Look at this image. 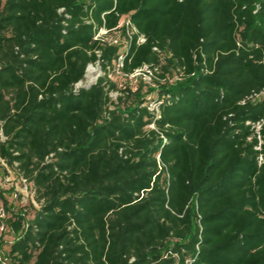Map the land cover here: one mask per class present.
Returning <instances> with one entry per match:
<instances>
[{
  "label": "trees",
  "instance_id": "obj_1",
  "mask_svg": "<svg viewBox=\"0 0 264 264\" xmlns=\"http://www.w3.org/2000/svg\"><path fill=\"white\" fill-rule=\"evenodd\" d=\"M260 119L264 0H0V158L37 203L0 190L9 264H264Z\"/></svg>",
  "mask_w": 264,
  "mask_h": 264
},
{
  "label": "rangeland",
  "instance_id": "obj_2",
  "mask_svg": "<svg viewBox=\"0 0 264 264\" xmlns=\"http://www.w3.org/2000/svg\"><path fill=\"white\" fill-rule=\"evenodd\" d=\"M102 75L99 66L93 64L89 65L86 69V82L92 83ZM110 78L113 80L120 81V75H111ZM129 79V78H128ZM170 82H173L176 78L169 77ZM133 81V80H132ZM144 81V80H142ZM147 82V81H144ZM148 84V82H147ZM150 87L155 85L148 84ZM155 94V91L154 93ZM117 93L110 92L109 96L112 100L115 99ZM150 96V95H148ZM0 190L7 196L9 211H17L20 208L26 206L27 219H30L34 213V208H37V203L33 202V197L30 194V189H25L23 183L20 180L19 175L15 168L10 166H4L0 163ZM9 213H6L8 215ZM6 218V217H5ZM5 222L0 221V264H9V257L7 255L9 246L14 238V234L5 226ZM3 224V229L1 226Z\"/></svg>",
  "mask_w": 264,
  "mask_h": 264
},
{
  "label": "built area",
  "instance_id": "obj_3",
  "mask_svg": "<svg viewBox=\"0 0 264 264\" xmlns=\"http://www.w3.org/2000/svg\"><path fill=\"white\" fill-rule=\"evenodd\" d=\"M122 23L125 24V26H126V37H127V39L124 40L123 45H122L123 47H125L127 45V43H128V40L131 38V34H132V31L133 30H130L128 28V24H129L128 18L123 17L122 20L120 21L119 25L122 24ZM107 31L108 30H106L105 28H100L99 31L95 34L94 38L95 39L101 38V36H103L104 34H106ZM137 40L140 43V42H143L145 40V38L143 37V35H139L138 38H137ZM108 41L110 43H113V44H116V43L119 42V40H118L117 37H114L112 40H108ZM122 60H123L122 59V54H120L118 56V59H117V62H116L115 71H114V73L112 75L117 74V75H121L122 76V71L120 69L122 67ZM89 65H93V64H89ZM85 76H86V73H85ZM153 77H154V75H153L151 69L146 64L143 65V66H141V67H139V68H136L132 73H130L128 75V78L130 80H134L136 78H141L142 80L147 81L148 84L156 85V83L153 80ZM173 78H177V76H173ZM94 82H92V83H94ZM92 83L91 82L90 83L86 82V78L84 77L83 80L77 82L76 86H80V85H90ZM262 93L263 92H261V94ZM261 94H254V96L258 97ZM159 103H160V101H154V100H152V101H150L148 103V109L151 110V111H153L155 113V116H158V104ZM263 121H264V119H260V120L255 121V122L254 121H249V120L246 121V124H248L251 127V129L254 130V132L257 135V138L259 139V143L256 146L257 149L260 148V142H261V140H260L259 130L261 128V125H262ZM259 158L261 159V156ZM0 163H2L4 166H6V163L1 158H0ZM19 177H20L21 182L24 185V188L25 189H27V188L30 189V194L32 196L33 191L31 189V184L25 178H23L22 176H19ZM6 213H7V211H6V209H5L4 205H3L2 200L0 199V221H2V220L4 221L5 217H7ZM1 229H3V224L1 226ZM185 264H191L190 263V260H186Z\"/></svg>",
  "mask_w": 264,
  "mask_h": 264
}]
</instances>
